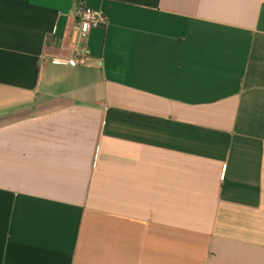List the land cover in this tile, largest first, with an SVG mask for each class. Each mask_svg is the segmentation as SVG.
<instances>
[{"label": "crops", "instance_id": "0c3cea01", "mask_svg": "<svg viewBox=\"0 0 264 264\" xmlns=\"http://www.w3.org/2000/svg\"><path fill=\"white\" fill-rule=\"evenodd\" d=\"M0 264H264V0H0Z\"/></svg>", "mask_w": 264, "mask_h": 264}, {"label": "built area", "instance_id": "2783aa9c", "mask_svg": "<svg viewBox=\"0 0 264 264\" xmlns=\"http://www.w3.org/2000/svg\"><path fill=\"white\" fill-rule=\"evenodd\" d=\"M75 16L79 23L80 37L83 42L77 46L74 55L66 60V62L72 66L83 64L88 58V51L85 41L90 30L106 24V18L101 10H94L87 7L83 3H78L76 5ZM53 60L56 62L60 61L58 59Z\"/></svg>", "mask_w": 264, "mask_h": 264}]
</instances>
